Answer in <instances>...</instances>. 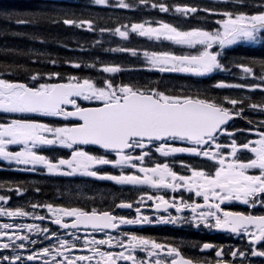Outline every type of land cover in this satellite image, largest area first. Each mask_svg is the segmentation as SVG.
Wrapping results in <instances>:
<instances>
[{
	"label": "snow or ice",
	"instance_id": "snow-or-ice-1",
	"mask_svg": "<svg viewBox=\"0 0 264 264\" xmlns=\"http://www.w3.org/2000/svg\"><path fill=\"white\" fill-rule=\"evenodd\" d=\"M91 3L121 9L150 7L185 19L195 18L201 12L218 18L214 26L187 28L162 19L118 23L114 28L98 27L94 18L85 17L82 11L72 8L23 12L0 9V18L25 28H39L45 23L63 24L98 31L101 35L111 33L122 40L136 34L157 43L170 42L189 51L177 54L169 49L150 51L136 47L104 51L142 56L143 67L161 73L205 76L215 71L229 73L235 68L245 81L250 78L251 82L219 80L212 87L259 90L264 94V56L238 61L225 56L229 47L238 42L264 44V0H220L217 6L165 0H91ZM14 35L42 42L44 39L38 31ZM91 46L102 47V42L94 40ZM80 50L84 51L83 46ZM17 51L22 56H35L36 61L44 55ZM49 58L51 64L57 63L50 54ZM64 63L80 68L83 62L69 58ZM97 63L106 74L125 70L118 63L100 62L99 57L87 66L95 68ZM25 76L26 79L21 80L5 78L0 73V112L11 117L0 120V160L15 164L17 169L24 166L36 171L42 166L48 174L80 175L118 185L147 186L157 193L171 190L174 195L141 191L135 201L139 205L134 209L136 214L128 217L95 207L53 203L29 202L8 207L10 195L0 194V217L8 218V222L0 223V250H11L8 255L0 254V264H237V259L244 264L250 257L264 258V118L254 120L244 115L246 110H251L264 117V95L254 100L251 95L216 97L199 91L194 94L169 92L135 82L118 83L114 78L97 81L91 76L65 77L60 72L31 68L25 69ZM83 101H95L96 106L85 107ZM45 117H63L64 122L57 126L44 122ZM233 118L246 120L248 127L230 131L227 125ZM238 135L253 138L239 141ZM225 138L228 142L221 143ZM11 146H16L17 150H10ZM89 146H96L98 151L87 150ZM45 148H66L70 155L50 157L43 154ZM153 149L161 157L189 154L202 158L205 164L179 161L186 173L181 174L174 170L176 161L153 159ZM244 152L248 155L241 158ZM109 165L119 169V174L103 170V166ZM4 188L6 184L0 182V189ZM7 191L19 196L24 195L27 188L17 183L15 187L8 186ZM40 191L39 187L35 188V192ZM184 191L189 193L187 198ZM149 201L155 215H146L141 210ZM231 201H239L250 210H229L224 205ZM115 206L133 209L134 203L121 200ZM257 207L260 214H253ZM38 208L50 214L51 222L58 226L55 231L37 223L19 222L28 217L45 220L46 216L38 215ZM161 209L165 214H160ZM170 209H174L175 214ZM157 224L222 230L246 239L247 246L226 247L207 241L193 243V250L215 253L201 260L184 253L183 241L179 244L160 241L122 230V226ZM81 228L84 234L78 235ZM95 233H101L102 238L98 239Z\"/></svg>",
	"mask_w": 264,
	"mask_h": 264
},
{
	"label": "trees",
	"instance_id": "trees-1",
	"mask_svg": "<svg viewBox=\"0 0 264 264\" xmlns=\"http://www.w3.org/2000/svg\"><path fill=\"white\" fill-rule=\"evenodd\" d=\"M134 2V0H131ZM167 3H192V4H200L201 6H217L219 1L212 0H175V1H165ZM53 8H72L77 11H82L85 17L94 18L97 22L98 27H110L116 24L115 19L120 17L115 14L113 22L110 21L109 11L105 6H97L91 3L89 0H0V9H8L17 12L23 11H34V10H49ZM143 12L146 16L151 15L152 12L149 11H137L138 13ZM164 16V17H163ZM160 17V20L169 21L170 23H175L172 19L168 20L167 15H163ZM209 15L201 12L195 18H192L193 21H199L201 24H185L182 21V24H178L182 27L186 26H196V25H204L207 26L210 23ZM213 18V16H212ZM203 23V24H202ZM84 29L73 28L69 26H65L63 24H48L45 23L41 25L39 28H25L22 26H17L13 21H6L3 18H0V73L5 75V78H18L21 80L26 79L25 69L31 68L33 70H38L41 72H60L63 76L67 77L69 75L75 76H91L94 79L99 78L97 74V69L100 67V64L97 63L95 68L88 67L87 65L93 63L96 57L92 55H98L100 53V57L104 60H108L110 63H118L122 66L123 69L129 68L130 66L126 65V61H131L132 63L135 60L130 54L121 53V52H107L105 49L116 48V47H136L135 44H115L111 42H102V47H92L91 43L94 41V37L89 31L82 32ZM38 31L43 36V42L40 40H29L26 37L14 35V33H22V32H35ZM98 33V31L96 32ZM67 44V47L64 45ZM120 45V46H119ZM81 46H83L84 51H81ZM17 50H22L23 52L30 53H44L43 56L39 57V60L36 61L35 56L27 55L22 56L18 54ZM90 55L86 57V55ZM55 58L57 63L55 65L50 63V58ZM230 54V60L238 61L239 59L250 57V56H264V44H259L251 47H237L232 48L227 52ZM85 56V57H84ZM72 59L75 61H82V66L80 68H75L70 64L64 63L66 59ZM127 58V59H125ZM36 61V62H34ZM107 62V63H108ZM6 65H11V68H5ZM16 65H22V68H16ZM125 71V70H124ZM11 73V75H9ZM135 72H127L124 75H118L121 81L127 82H135L138 81V75ZM140 76V81L138 84L144 86H151L149 82V78L147 77H155L156 74H148L147 72H136ZM122 74V73H121ZM116 80V79H115ZM116 82H118L116 80ZM187 82H189L187 80ZM119 83V82H118ZM163 84L167 86H175L178 84L180 89H185L186 79L183 77H179L178 75H169L163 79ZM191 86V90L199 91V92H209L211 90H204L194 88L195 86L191 83H187ZM174 88V87H170ZM210 89V87L208 88ZM256 98L259 97V93L254 94ZM11 175L7 172H0V182L7 180L8 176ZM14 177L18 179H23L24 177L21 175L14 174ZM174 232L178 234V232ZM189 237H196L195 233L189 232L187 233Z\"/></svg>",
	"mask_w": 264,
	"mask_h": 264
},
{
	"label": "flooded vegetation",
	"instance_id": "flooded-vegetation-1",
	"mask_svg": "<svg viewBox=\"0 0 264 264\" xmlns=\"http://www.w3.org/2000/svg\"><path fill=\"white\" fill-rule=\"evenodd\" d=\"M245 122L246 120L242 118H237L234 122L229 123L227 125L228 129L231 131L233 128L239 129L238 126L241 122ZM252 139L251 136L238 135L236 139L239 141H243L245 139ZM221 143H227L228 140L222 139ZM177 146H186V145H177ZM57 151H56V150ZM87 150L97 152L98 149L88 147ZM43 154L49 155L50 157L54 156H68L70 155V150L66 148H52L43 150ZM138 154V151L137 153ZM248 153L244 152L241 154V158L247 157ZM152 158L158 160L159 162H164L167 159L170 163L174 160L177 163L174 166V170L181 172V174H186L184 170L180 168L179 161H185L187 163L193 164H205V161L202 158H194L189 154H175L171 157H161L160 154L155 153L154 149L152 150ZM149 165L151 160L148 161ZM4 166V165H3ZM1 167V166H0ZM24 166H21L19 169L17 167L10 168L9 170H4V172H9L10 178L16 175H20ZM25 173L21 174L24 178H26L27 183L30 184L27 187V192L24 195H17L15 192H9L5 188L0 189V194L10 195L11 199L6 206L15 207L26 205L29 202L31 203H53L54 205H63V206H74V207H87L89 209L95 207L102 210H111L114 215L120 216H135V207L139 205L135 203L141 191H148L152 195H167L171 197L174 193L171 190H162L157 193L155 189H149L147 186H132V185H118L115 182L107 181V180H98L91 177L85 176H73L70 177L74 180V182H69L66 179L67 176L57 175V174H48L46 170L42 168V166H38L36 171H29L25 169ZM104 171L112 172L114 174H119V169H113L112 166H103ZM1 171V169H0ZM55 175V176H53ZM75 186V188H73ZM13 187V186H12ZM39 187L41 189L40 192H35V188ZM185 198L189 196L187 191L183 192ZM121 200L132 201L134 203L133 209H124L117 208L115 205L119 204ZM152 202H147V204L141 209L142 212L146 215H155V209L151 207ZM225 207L232 211H244L247 212L250 209L243 205L239 201H231L226 202ZM26 210L31 211V208H26ZM38 215L46 216V219L43 221L35 220L31 217L24 218L19 222L23 223H37L40 224L41 227H50L54 231L58 226L54 225L51 222L50 214L47 213L46 209L38 208ZM170 211L175 214L174 209H170ZM160 214H165L163 209L160 210ZM253 214H260V209L254 211ZM8 222V218L0 217V223ZM123 231H132L136 232L140 235L152 236L157 238L160 241H173L176 243H180L183 241L184 243L181 245L182 250L187 256L190 257H198L201 260H206L215 255V253L211 250H206L204 252H200L197 248L193 250L191 245L193 243L199 244L202 242H211L214 244H223L226 247H241L245 248L247 246V240L242 239L240 236L232 234L230 232L218 231L215 230H205V229H194L191 225H168V224H157V225H128L122 226ZM63 231V230H61ZM69 231H72L71 229ZM91 232V229H88ZM175 231L178 234H175ZM192 232L196 234V237L191 238L187 233ZM84 229L81 228L78 235H83ZM115 230H113V235H115ZM97 238H102L101 233H95ZM33 238H36L35 236ZM46 245V242H45ZM40 245V246H45ZM29 248H33L34 246L28 245ZM139 254V253H138ZM32 264V262H29ZM237 264H240V260L237 259ZM244 264H264V258L260 257H250V260H246Z\"/></svg>",
	"mask_w": 264,
	"mask_h": 264
},
{
	"label": "rangeland",
	"instance_id": "rangeland-1",
	"mask_svg": "<svg viewBox=\"0 0 264 264\" xmlns=\"http://www.w3.org/2000/svg\"><path fill=\"white\" fill-rule=\"evenodd\" d=\"M89 1H91V0H89ZM106 9H109L110 11H109V17H110V21L111 22H113V20H114V17H115V14H117V15H119L121 18H124V16H125V14L124 13H122V10H125V9H121V8H109V7H106ZM129 10H131V11H133L134 12V8L133 9H129ZM172 14V19L173 20H178V18L180 17V18H182V19H185V18H183V17H181V16H179L178 14H174V13H171ZM153 16V18L152 19H147V20H160L159 18V15H152ZM120 17H117L116 19H115V22H116V24L113 26V28L118 24V23H120ZM133 19H135V16L133 15ZM216 19H212V22H211V24L214 26V21H215ZM121 24V23H120ZM86 31H88V30H86V29H84V30H82V32H86ZM89 33H91L92 35H93V37H94V40H98V41H101V42H111V43H115V44H123V42L124 43H129V42H127V40H122L119 36H117V35H114V34H111V33H105V34H103V35H101L99 32L98 33H96V32H91V31H89ZM129 38H132V42H130V44L131 43H133V42H135V41H138V40H136V35H130V37ZM146 40H147V38H146ZM138 42H140V41H138ZM240 43H247V42H238L237 44H240ZM168 44L169 45H172L170 42H168ZM120 46V45H119ZM173 46V48H174V45H172ZM180 47V46H179ZM231 47V46H230ZM117 48V47H116ZM182 48H185V47H182ZM185 50H189V49H187V48H185L184 49V51L183 52H185ZM88 55H90L89 53H87ZM100 53L98 52V55H92L93 57H99V60H100V62H103V63H107L108 62V60H104V59H102L100 56ZM141 62H143V59H142V61ZM153 71H156V70H153ZM97 72H99V74L102 76V75H104L105 77H107L109 74H106V73H103L102 72V70L100 69V67L97 69ZM239 75H240V77H241V79H240V81H245L244 80V78H243V74L240 72L239 73ZM231 90V89H230ZM16 147V146H15ZM73 188H75V186L73 187Z\"/></svg>",
	"mask_w": 264,
	"mask_h": 264
}]
</instances>
